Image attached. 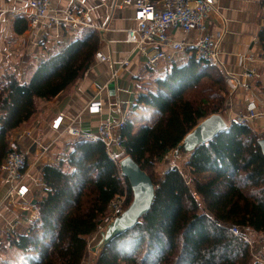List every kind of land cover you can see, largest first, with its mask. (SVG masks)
I'll use <instances>...</instances> for the list:
<instances>
[{
	"label": "trees",
	"instance_id": "1",
	"mask_svg": "<svg viewBox=\"0 0 264 264\" xmlns=\"http://www.w3.org/2000/svg\"><path fill=\"white\" fill-rule=\"evenodd\" d=\"M21 21L14 24L17 33L26 30ZM258 39L264 52V25ZM100 42L97 29L86 28L49 49L25 81L0 75V164L11 132L30 120L40 102L70 90L85 76ZM184 56L185 62L174 63L157 78L154 90L137 91L133 107H150L158 115L138 129L125 119L119 132L123 154L111 157L97 139L85 153L73 149L61 162L41 167L43 194L33 204L37 218L26 233L6 236L20 253L12 264H83L87 237L103 224L111 199L124 191L125 207L132 199L118 163L125 155L150 176L155 200L137 225L105 247L97 264H256L244 232L264 234V153L259 144L264 135L256 125L232 120L226 131L198 147L183 168L173 165L156 173L164 156L198 122L222 114L228 95L220 67L198 59L192 49ZM254 86L264 93L261 80ZM234 225L239 234L231 232Z\"/></svg>",
	"mask_w": 264,
	"mask_h": 264
},
{
	"label": "crops",
	"instance_id": "2",
	"mask_svg": "<svg viewBox=\"0 0 264 264\" xmlns=\"http://www.w3.org/2000/svg\"><path fill=\"white\" fill-rule=\"evenodd\" d=\"M113 2L114 0L104 2L52 0L51 7L58 15L68 8H71V11H87L92 20V28H100V31L110 15L102 31L103 38L101 37L99 51L110 55L117 64L124 59H129L130 63L119 71L118 78L114 82L105 87L111 75V69L106 63L94 59L85 76L70 90L52 100L40 102L38 111L30 120L11 132V135L20 133L18 138L20 147L28 153L27 182L30 186L24 198L14 196L4 199L7 194V184L0 182V226L14 224V234L26 233L30 226L26 220L28 212L22 209V205L26 201H30L33 205L32 202L38 200L43 194V190L40 194L38 193L35 184V180L42 183L41 167L51 163L55 157L68 156L75 146L62 128L55 129L51 126L53 118L58 113H62L65 122H71L75 127L88 131H95L106 119L116 121L122 114L125 115V119H130L136 93L144 87L142 85H146L147 80L144 78L152 72L158 73L157 78L168 73L166 70L148 71L149 68L139 52L132 44L125 41L127 30L136 26L134 10L127 6L118 10L114 6L121 0H115L114 5ZM26 4L27 0H0V75L6 72L13 74L21 81L26 80L29 69L36 66L49 49L57 44L65 43L72 36L59 28H53L50 33H43L30 26H27L22 33H17L14 28L16 19L19 18V22H22V18L27 23L23 13L27 11ZM208 24L209 28L221 37L219 46L221 67H219L224 73L231 77L242 76L241 73L247 63L243 60L245 64L241 67L239 57L246 55L254 58L262 55L257 36L260 27L264 25V0H219ZM172 34L177 40L183 41L187 49H191L197 39L195 33L185 34L179 30H173ZM187 49L175 57L172 65L185 62L184 53ZM257 65L250 64L249 67L257 70L254 76L255 81L261 80L264 84V76L260 73L258 75ZM255 81L245 80L244 85L249 88V94L252 89L256 94H261L264 99V93H260L254 86ZM243 91V89H237V93L245 97ZM237 93L236 99L234 96L231 99L232 104L233 100L238 101ZM92 102L102 103L98 113L89 112ZM242 107L241 104L240 109ZM257 121L259 123L256 127L259 128L264 124V115L259 116ZM87 149L88 147H84L85 151ZM166 169L167 167L164 170ZM89 257L86 254L84 263L89 260Z\"/></svg>",
	"mask_w": 264,
	"mask_h": 264
},
{
	"label": "built area",
	"instance_id": "3",
	"mask_svg": "<svg viewBox=\"0 0 264 264\" xmlns=\"http://www.w3.org/2000/svg\"><path fill=\"white\" fill-rule=\"evenodd\" d=\"M100 1L104 2L105 0ZM218 2L219 0H121L114 7L119 10L127 6L134 10L136 26L127 30L125 41L132 44L135 50L139 52L147 68L160 71L166 70L169 73L173 67L172 63L175 61V57L187 49L183 41L177 40L173 36V30H179L185 34L195 33L197 39L191 47L195 56L206 63L220 66V39L218 34L209 28L208 24L216 11ZM51 3L52 0H27V11L23 12L27 19V26L34 27L43 33H50L53 28H59L69 32L72 36L83 29L92 27V20L87 11H71V8H68L58 15L55 13V9L51 7ZM96 29L98 32L100 31V28ZM257 42L260 52L264 53L258 36ZM95 59L106 63L111 69V75L105 83V87L114 82L118 78L119 71L130 63L129 59H124L117 64L110 55H105L100 51L96 53ZM242 59L246 62L244 56H242ZM247 60L248 67L242 73L246 77H254L257 70L249 67L250 64L254 63V60L248 56ZM163 62L164 65L162 66ZM226 84L227 87L236 89L240 83L239 80L226 76ZM262 103L264 104V99L260 94L254 92L250 98L248 97L242 103L243 107L239 111L231 106V115L235 114L233 120L245 126L256 125L259 116L264 115L260 108ZM101 105V102H92L89 112L98 113ZM124 122L125 115L122 114L118 120L106 119L98 125L95 131H88L75 127L71 122H65L63 114L58 113L53 118L51 126L55 129L60 127L69 135L72 144L75 145L73 149H79L82 146L89 148L91 142L98 139L104 142L110 156L115 158L124 153L119 134ZM19 136L20 133L18 135L10 134L8 152L0 164V182L7 184V194L4 199L14 196L24 198L30 190L27 182L28 153L20 147ZM171 155L172 151L168 152L164 156V160H171L172 162ZM65 158L55 157L51 160V163L57 164ZM171 166H173V163ZM35 182L37 183L38 180H35ZM126 200V191L115 195L111 199L108 204L107 215L97 231L103 229L102 226L124 211ZM32 207L30 201H26L22 205V209L28 212L26 220L29 225L37 218V211ZM229 228L234 234H239L241 231L240 227L236 225ZM4 229H6L5 234L13 235L15 225L0 226V234ZM260 242L264 245V234H261ZM256 264H264V261Z\"/></svg>",
	"mask_w": 264,
	"mask_h": 264
},
{
	"label": "water",
	"instance_id": "4",
	"mask_svg": "<svg viewBox=\"0 0 264 264\" xmlns=\"http://www.w3.org/2000/svg\"><path fill=\"white\" fill-rule=\"evenodd\" d=\"M105 25L100 31L102 38V31ZM229 126V122L221 113L208 115L198 122V124L192 128L172 150L171 156L173 162L180 167V165L185 163L187 158L191 156L198 149V147L207 144L220 133L226 131ZM259 144L262 148V152L264 153V138L259 140ZM118 163L121 174L127 178L130 185L132 199L122 213L114 217L111 221L105 224L103 229L100 230L99 241L91 247V250L94 253V264L98 263L100 257L104 253L105 247L113 239L127 230L132 229L139 223L140 218L147 214L151 209L156 196V187L150 176L131 156L125 155ZM35 201L36 200L32 203L34 204Z\"/></svg>",
	"mask_w": 264,
	"mask_h": 264
},
{
	"label": "rangeland",
	"instance_id": "5",
	"mask_svg": "<svg viewBox=\"0 0 264 264\" xmlns=\"http://www.w3.org/2000/svg\"><path fill=\"white\" fill-rule=\"evenodd\" d=\"M218 36H219V39L221 42V37L219 34H218ZM219 46H220V44H219ZM248 57L252 58V56H248ZM244 58L246 60V63H248L246 55H244ZM219 60H220V48H219ZM252 60H254L253 64H255V63L258 64L257 66H258V75H259L261 69L264 66V53H262L261 57L256 56V57L252 58ZM239 64L241 65V67H243L245 64L243 59H242V56L239 57ZM247 67H248V65L245 67L244 71H246ZM218 69H220V68L218 67ZM154 71H156V70H154ZM221 71H223V70L221 69ZM241 74H242V76L233 77V78L239 80V83H240L236 89H231L230 87H227V90L229 93L226 96V103H225L224 108L222 109V115L225 117V119L228 122H231L233 120V118L235 117V114L231 115V106H233V109H235L236 111H239L241 104L245 100H247L248 97L250 98V96L253 95L255 92L254 90L250 89V94H249L248 93L249 88L247 86L245 87V85H244L245 80H249V81L254 82L255 81L254 77H246L244 73H241ZM157 76H158L157 72L156 73L152 72L147 78H144V80H147V82L145 83L146 85H142V86H144L143 89H145V88L155 89V82L157 80ZM226 76L230 77V75L227 73H224L225 81H226ZM237 89H239V90L243 89L244 91L242 93H244L245 97H243L241 93H240L241 94V96H240V94L237 93ZM140 90H142V89L140 88ZM236 93L238 94V96H237L238 101L235 102V100H233V104H232L231 99H233V96L236 99V96H235ZM246 95H247V97H246ZM256 102L259 104V102L257 100H256ZM230 104H231V106H230ZM258 107H259V105H258ZM260 108H261V112L264 113V104L263 103H262V105H260ZM157 115H158V112L153 108L136 106V107H133V109L131 111V118L130 119L134 123V126L136 127V129H138L142 125L151 123L157 117ZM258 123L259 122L256 121V125ZM263 126H264V124L261 125L259 128L255 127V130L257 132L261 133L262 135H264ZM80 151L82 153H85L83 146L80 147ZM172 163H173V165H177L175 162H173V160H172V162H171V160L170 161L164 160L162 162V165L157 166V169H156L157 172L156 173L158 175H160L163 171H165L164 170L165 167L168 168L167 165L171 166ZM183 166H184V163L182 165H180V168H183ZM38 182L35 184L37 186V191L40 194L42 192L41 190L43 188V185H42V183H38ZM32 209H34V207H32ZM104 226H102V228H104ZM5 230L6 229H4L2 231V233L0 234V236L2 237L0 239V263L4 262L3 264H6L5 261H9L7 264H12V262H16L18 260L20 253H19V250L15 249L14 247H10L8 245V240H7L6 236H4ZM242 231H244V230H242ZM244 232H245L246 238L251 243L250 247H251V253L254 256V258H253L254 262L259 263L261 261H264V245L260 242L261 234L252 233L251 231H249L247 229ZM99 239H100V230L94 232L92 235H90L88 237V239H87L88 240V249H87L86 254H88L90 257H89V260L88 261L86 260L84 264H94L93 263L94 253L91 250V247H93L99 241ZM6 246L10 247V248L9 249L6 248L5 250H2L3 249L2 247H6Z\"/></svg>",
	"mask_w": 264,
	"mask_h": 264
},
{
	"label": "bare ground",
	"instance_id": "6",
	"mask_svg": "<svg viewBox=\"0 0 264 264\" xmlns=\"http://www.w3.org/2000/svg\"><path fill=\"white\" fill-rule=\"evenodd\" d=\"M77 150H80V148L79 149H77ZM85 151V150H84Z\"/></svg>",
	"mask_w": 264,
	"mask_h": 264
}]
</instances>
